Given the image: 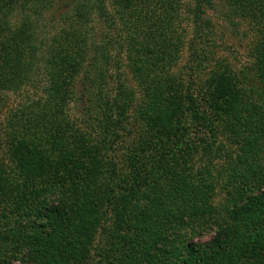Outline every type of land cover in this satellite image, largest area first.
<instances>
[{
	"label": "trees",
	"instance_id": "trees-1",
	"mask_svg": "<svg viewBox=\"0 0 264 264\" xmlns=\"http://www.w3.org/2000/svg\"><path fill=\"white\" fill-rule=\"evenodd\" d=\"M220 1L260 43L203 90L212 0H0V264H264V0Z\"/></svg>",
	"mask_w": 264,
	"mask_h": 264
},
{
	"label": "rangeland",
	"instance_id": "rangeland-1",
	"mask_svg": "<svg viewBox=\"0 0 264 264\" xmlns=\"http://www.w3.org/2000/svg\"><path fill=\"white\" fill-rule=\"evenodd\" d=\"M190 1L191 0H180L181 5L184 3L188 5ZM231 9V6L225 2L212 0L211 8L206 11L201 24L202 36L200 38H195V31H193L190 18L187 17V21L183 23L174 21L175 31L178 35H184V38L178 54V61L171 71L172 75L179 77L185 82L192 76L195 87L205 90L213 74L224 73L228 75L229 71H239L248 68L255 62L257 55L256 50H258V45L260 43V29L257 30V28H255V22L241 21L239 17L237 18L232 14L233 11ZM54 15L55 13L51 14V16ZM125 74L129 76L128 72ZM36 80L33 87L28 91L29 95L26 97L32 99L37 97L36 92L39 85H42V80L40 77ZM136 92V99L139 100L138 98H140L141 95L140 91L136 89ZM6 97V102L9 103V105H14L19 102L22 103L19 96L7 94ZM72 109L74 120L79 119L81 117L82 108L77 106ZM5 111H2V118L0 119L1 124H3L5 120ZM126 136L125 141L121 142V145L118 146L116 153L119 168H122L120 164L125 162V157L132 150V136L130 134ZM199 138H202L206 142L209 140L206 133L199 136ZM197 143L198 141L196 144ZM224 144L226 147H229V143ZM0 152L4 154L3 151ZM204 154L205 153L200 152L198 155L203 157ZM220 198H222V195L218 197V200ZM209 238L210 237L207 236L204 239L209 240ZM11 264L20 263L14 262Z\"/></svg>",
	"mask_w": 264,
	"mask_h": 264
}]
</instances>
